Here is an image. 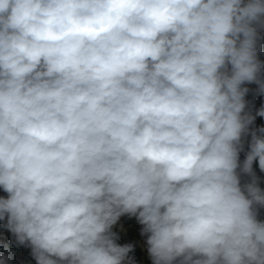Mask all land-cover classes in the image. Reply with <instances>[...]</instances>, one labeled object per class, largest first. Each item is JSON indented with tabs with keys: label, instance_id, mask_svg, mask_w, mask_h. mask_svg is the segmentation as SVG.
Returning a JSON list of instances; mask_svg holds the SVG:
<instances>
[{
	"label": "clouds",
	"instance_id": "obj_1",
	"mask_svg": "<svg viewBox=\"0 0 264 264\" xmlns=\"http://www.w3.org/2000/svg\"><path fill=\"white\" fill-rule=\"evenodd\" d=\"M262 33L264 0H0V220L36 264H135L124 215L152 264H264Z\"/></svg>",
	"mask_w": 264,
	"mask_h": 264
},
{
	"label": "trees",
	"instance_id": "obj_2",
	"mask_svg": "<svg viewBox=\"0 0 264 264\" xmlns=\"http://www.w3.org/2000/svg\"><path fill=\"white\" fill-rule=\"evenodd\" d=\"M264 35V33H263ZM246 87V86H242ZM248 88V87H247ZM245 96L247 102L246 109L252 110L260 107H264V94L258 93V90H251ZM257 127L255 129H259ZM249 126V134L243 137L244 147L239 154V160L242 165L246 158V153L249 150L248 144L251 139L250 132L255 130ZM253 171L258 177L259 187L264 189V172L259 169L258 160L253 162ZM251 178L247 175H241V183L249 181ZM0 197H7V193L0 188ZM124 225H126V233L117 235L119 239L116 241L120 245L131 244L133 250L128 254L135 264H152L151 258L140 246L141 242L147 243V235H141L142 225L139 224L136 217L124 215L119 218ZM259 219L264 220V208L259 209ZM5 227V223L0 220V235L2 228ZM148 247V245H147ZM0 259L6 260V264H18L17 260L20 259L21 264H36L35 259L32 256V250L27 245H20L16 242L14 235L8 230L5 236L0 240Z\"/></svg>",
	"mask_w": 264,
	"mask_h": 264
},
{
	"label": "rangeland",
	"instance_id": "obj_3",
	"mask_svg": "<svg viewBox=\"0 0 264 264\" xmlns=\"http://www.w3.org/2000/svg\"><path fill=\"white\" fill-rule=\"evenodd\" d=\"M262 36H264L263 33H262ZM261 43L264 44V40H262ZM258 56H259V59L262 62H264V48H262V50L258 53ZM244 86L250 88L251 90H258V85H256L255 83H246V84H244ZM260 108L252 109V110L245 109V111L250 112L255 117L253 123L250 125L253 129H255L257 127H264V117L256 115V112ZM2 221H3V223H5V227L2 228V232H1V235H0V240L5 236L6 232L8 231V228L6 227L7 220L5 219V220H2ZM112 231L115 232L117 235L122 234V233H126V225H124L122 223V221L119 219L117 221V223L113 226ZM140 246L142 247V249L148 255L147 243L143 241V242L140 243ZM17 263L21 264L20 259L17 260Z\"/></svg>",
	"mask_w": 264,
	"mask_h": 264
}]
</instances>
